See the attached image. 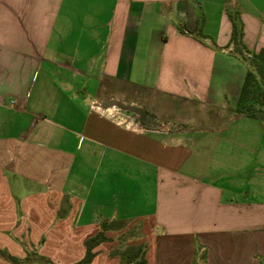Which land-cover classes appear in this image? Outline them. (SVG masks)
<instances>
[{
    "label": "crops",
    "instance_id": "obj_1",
    "mask_svg": "<svg viewBox=\"0 0 264 264\" xmlns=\"http://www.w3.org/2000/svg\"><path fill=\"white\" fill-rule=\"evenodd\" d=\"M229 15L250 60L264 0H0V264H264Z\"/></svg>",
    "mask_w": 264,
    "mask_h": 264
},
{
    "label": "trees",
    "instance_id": "obj_2",
    "mask_svg": "<svg viewBox=\"0 0 264 264\" xmlns=\"http://www.w3.org/2000/svg\"><path fill=\"white\" fill-rule=\"evenodd\" d=\"M232 23L231 44L235 46L238 55L245 61L242 39L244 36L243 25L241 24L238 15H229ZM249 70L247 71L241 94L235 109V113L240 116H248L253 118H264V49L259 53L252 55L248 60ZM104 229V228H103ZM102 231L95 238L87 241V253L85 258L78 264H89L93 259L92 250L95 246L105 240ZM145 246H135L127 249L123 253H119L121 264H146Z\"/></svg>",
    "mask_w": 264,
    "mask_h": 264
},
{
    "label": "rangeland",
    "instance_id": "obj_3",
    "mask_svg": "<svg viewBox=\"0 0 264 264\" xmlns=\"http://www.w3.org/2000/svg\"><path fill=\"white\" fill-rule=\"evenodd\" d=\"M135 113V112H134ZM136 114V113H135ZM136 231V230H135Z\"/></svg>",
    "mask_w": 264,
    "mask_h": 264
}]
</instances>
